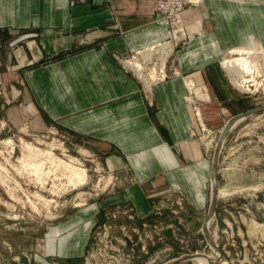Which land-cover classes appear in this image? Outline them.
<instances>
[{
	"label": "crops",
	"instance_id": "obj_1",
	"mask_svg": "<svg viewBox=\"0 0 264 264\" xmlns=\"http://www.w3.org/2000/svg\"><path fill=\"white\" fill-rule=\"evenodd\" d=\"M195 6L184 14L187 37L169 57L167 77L149 94L147 73L134 63L148 62L140 55L168 38L153 0H0V71L16 72L50 118L108 150L117 169L130 168L138 183L127 197L144 215L151 207L143 185L168 184L195 205L204 200L213 163L195 138L197 120L221 127L218 109L221 131L254 104L238 89L242 73L224 66L237 57L231 51L258 48L252 61L264 71V0ZM192 92L205 103L194 106Z\"/></svg>",
	"mask_w": 264,
	"mask_h": 264
},
{
	"label": "rangeland",
	"instance_id": "obj_2",
	"mask_svg": "<svg viewBox=\"0 0 264 264\" xmlns=\"http://www.w3.org/2000/svg\"><path fill=\"white\" fill-rule=\"evenodd\" d=\"M177 1L164 0L169 8ZM201 3L183 4L182 24L186 10ZM166 17H160L168 28L166 45L140 55L149 59L145 77L153 61L168 63L183 40L170 33L179 23L171 26ZM141 81L150 94L156 79ZM238 89L246 104L254 103L249 109L264 105V87ZM191 100L205 103L194 92ZM221 127L207 126L211 134L196 122L195 138L212 163ZM30 148L49 154L28 159ZM107 152L50 118L16 72L0 71V264H198L199 253L209 255L210 264H264V109L233 125L219 149L217 186L229 193L217 195L207 231L212 181L198 205L168 184L143 185L151 207L144 215L127 197L138 181L130 168L117 169L120 162Z\"/></svg>",
	"mask_w": 264,
	"mask_h": 264
},
{
	"label": "bare ground",
	"instance_id": "obj_3",
	"mask_svg": "<svg viewBox=\"0 0 264 264\" xmlns=\"http://www.w3.org/2000/svg\"><path fill=\"white\" fill-rule=\"evenodd\" d=\"M184 1L185 2H191L193 4H198V3H201V1H203V0H184ZM178 21H179L178 28L174 29V31H171L170 33H171V35H173V37H175V38L177 37L176 39H179V41H180V40L186 38L187 34H186V30L182 24L180 17H179ZM178 33H180V34L182 33L181 36H177ZM257 51H259V49L256 47L233 49L231 52L236 54L237 57L235 56V57L227 58L226 60H224V66L227 68V70H229L232 73H240V74L242 73V78H241L238 85L240 87H243L245 89V91H248V92L253 91L252 93L257 92L258 91L257 89L264 87V75H260L258 73L259 72L258 66L252 61V56ZM150 54H151V52H144L143 55L150 56ZM163 60H164V63H163V61L156 62L155 63L156 66L155 67L153 66L154 68L151 70L152 72H150L151 73L150 75L153 74L154 76L151 79H148L149 77H145V79L147 78L150 81H153L156 79V81L152 84H155L159 81H162L167 77V59L164 58ZM134 64L137 66L139 71H141V72L144 71L146 73V70L148 68L147 61L145 63H143L142 65L139 62H135ZM247 73L251 74L250 75L251 79L246 78ZM257 76H260V78L262 79V82H259L257 80L258 79ZM149 83H151V82H148V84ZM152 84L147 85V89H150ZM250 87H254V89L253 88L251 89ZM245 118H247V117L241 116L240 118L236 119L234 121V123L232 124V126L235 125L236 123H238L239 121H241L242 119H245ZM223 130H222V133H223ZM221 137H222V134H221ZM221 137H220V139H221ZM223 139H225V138H223ZM223 142H224V140L221 142L219 140L217 147L218 146L222 147ZM42 154L47 155L49 153L48 152L43 153L42 151H39L38 149L30 148L27 157H28V159H32L33 157L40 156ZM215 156H216V152L214 155V160H215ZM214 160H213V165H214ZM32 164L35 165L34 163H32ZM35 167H38V166H35ZM110 180H111V177H110ZM217 187H218L217 181L214 182L213 170H212V189H213L212 200H213V198H215L216 201H217V195H218V197H223L224 195H227L229 193L228 189H224L221 187L217 188ZM209 219H210V216L206 220V223L204 225V230L208 229ZM254 228H257V227H254ZM214 239H216V238H214ZM195 259L198 262V264H210V262H212V258L209 255H203L200 253H199V255H197L195 257ZM221 261L224 262L222 259H221ZM224 263L226 264V262H224Z\"/></svg>",
	"mask_w": 264,
	"mask_h": 264
},
{
	"label": "water",
	"instance_id": "obj_4",
	"mask_svg": "<svg viewBox=\"0 0 264 264\" xmlns=\"http://www.w3.org/2000/svg\"><path fill=\"white\" fill-rule=\"evenodd\" d=\"M263 109H264V105H262V106H258V107H254V108L249 109V110H247V111H245V112H243V113H240V114H238V115H234L233 117H231V118L229 119L228 123H227V124L225 125V127H224V130H223V133H222V137H221V139H220V142L224 140L223 138L226 137L228 131L231 129L232 124L234 123V121H235L236 119L240 118L241 116H243V117L251 116V115H253V114H255V113H257L258 111L263 110ZM219 149H220V147L218 146L217 149H216V156H215L214 165H213V179H214V182L217 181L216 160H217V156H218ZM215 204H216V200H215V198H213L212 203H211V207H210V213H209V216L211 215V213H212V211H213V209H214V207H215ZM205 223H206V221H205Z\"/></svg>",
	"mask_w": 264,
	"mask_h": 264
},
{
	"label": "built area",
	"instance_id": "obj_5",
	"mask_svg": "<svg viewBox=\"0 0 264 264\" xmlns=\"http://www.w3.org/2000/svg\"><path fill=\"white\" fill-rule=\"evenodd\" d=\"M184 3V0H178L174 8H169L164 0H157V10L161 18H165L168 14V17L166 18L168 19L170 25L176 26L179 23L178 19L182 13Z\"/></svg>",
	"mask_w": 264,
	"mask_h": 264
}]
</instances>
